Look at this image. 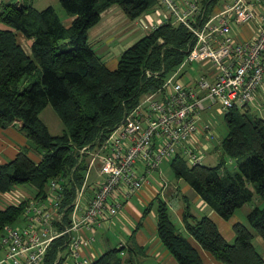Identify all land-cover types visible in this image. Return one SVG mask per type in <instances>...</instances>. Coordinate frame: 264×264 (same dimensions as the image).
<instances>
[{"label": "trees", "instance_id": "16d2710c", "mask_svg": "<svg viewBox=\"0 0 264 264\" xmlns=\"http://www.w3.org/2000/svg\"><path fill=\"white\" fill-rule=\"evenodd\" d=\"M59 3L74 18L69 27L53 6L39 11L21 1L0 0V127L17 125L42 150L39 162L20 152L0 163V194L28 183L36 189L35 198H42L53 179L64 178L65 204H70L76 189L85 183L92 159L88 152L105 146L116 127L143 99L163 91L196 39L184 24H161L125 50L117 67L111 70L89 43V30L112 6L120 7L128 19L135 20L161 5L159 0ZM216 3L217 0H202L201 14L192 22L194 27L202 24L201 18L211 17ZM18 33L27 41L30 55L19 43ZM34 77L36 81L19 89L23 80ZM48 105L65 125L61 135H52L39 117ZM244 108L235 106L225 113L227 135L216 148L221 154L215 166L204 165L203 161L195 166L188 164L183 157L185 143L180 153L167 161L173 175L184 180L223 219H230L256 197L263 207H255L248 214L250 229L241 223L233 226L235 241L229 244L211 218H198L191 211L187 196H180L184 233L172 221L167 200L156 197L143 217L156 203L158 238L178 264H205L202 252L223 264H264L253 243L254 233L264 242V120ZM84 148L88 151L81 153ZM108 150L109 147L105 152ZM226 157L235 164L234 172L226 168ZM26 204L0 209V235L5 226L16 225L22 219ZM68 240L61 237L52 243L45 264H56ZM123 251L124 247L110 248L91 264H135L132 253L136 250L129 251L125 260Z\"/></svg>", "mask_w": 264, "mask_h": 264}, {"label": "built area", "instance_id": "2783aa9c", "mask_svg": "<svg viewBox=\"0 0 264 264\" xmlns=\"http://www.w3.org/2000/svg\"><path fill=\"white\" fill-rule=\"evenodd\" d=\"M262 1L234 0L201 28L192 29L196 43L183 64L166 81L163 91L143 99L126 121L116 127L105 146L92 154L85 183L76 189L73 201L65 204V179H53L44 197L27 202L22 217L26 227H4L0 235V252H4V258L0 264H45L50 246L61 237L69 239L65 250L58 254L61 264H91L82 255L93 247L97 229H108L109 222L125 204L149 183V174L191 141L199 132L203 112L217 103L225 113L235 106H244L262 85L264 16L256 11ZM159 2L171 15L166 23L188 25L201 12L199 0H186L185 7L177 0ZM257 19L259 28L255 40L236 41L233 25ZM203 62H210L216 68L214 78L201 75L191 85L178 79L186 65ZM201 127L204 132L211 129L208 123H202ZM108 147L110 150L105 152ZM191 149L185 153L195 166L202 159L194 147ZM86 151L84 148L81 153ZM142 166L144 171L140 170ZM94 168L102 181L89 196L87 180ZM123 247L121 243L119 248Z\"/></svg>", "mask_w": 264, "mask_h": 264}, {"label": "rangeland", "instance_id": "374dc122", "mask_svg": "<svg viewBox=\"0 0 264 264\" xmlns=\"http://www.w3.org/2000/svg\"><path fill=\"white\" fill-rule=\"evenodd\" d=\"M15 1H21L26 5H32L31 0H15ZM48 4V5H47ZM55 4L54 8L61 18L62 22L67 24V19L68 15L65 12V10L61 7L60 3H51L49 0H38L34 2L33 8L36 10H43L47 8L49 5ZM163 5H158L156 6L153 11L159 10V11H165ZM149 12L143 14L147 15ZM152 13V11H150ZM194 20V19H193ZM202 24L200 26H195L192 24V21L190 24L186 25L185 23H178V24H184L190 32L194 35L193 31H195L198 28H201L208 19L201 18ZM177 24V22H176ZM160 25L154 27L155 29L158 28ZM192 29H194L192 31ZM195 37V36H194ZM18 41L21 45H23L24 49L26 50L27 53L30 55V49L27 41L24 39L22 34L18 33L17 34ZM196 39V37H195ZM191 67L194 68V71L192 74L198 75L200 71H198V67L196 64L193 65H186L183 69H190ZM195 76V77H196ZM37 80V77H34L33 79H25L23 80L20 85L19 89L23 90L26 88L30 83L34 82ZM225 111L221 108L220 104L214 105L210 109H206L203 112L202 120L199 123V144L198 145H192L190 142H186L185 146L187 147L188 150H193L191 147H194L196 150V153L199 154L200 158L202 159L204 165L207 166H215L218 161H219V156L221 152L216 150V148L220 145L221 141L226 137L227 135V127H226V121L224 119ZM39 117L41 121L48 127L50 133L54 136L61 135L64 131H66L65 125L63 122L60 120L58 115L55 113L51 105H48L41 113L39 114ZM202 123H208L211 127L210 130L208 131H203L201 124ZM195 137V135L192 136V138ZM0 142L5 145L6 149L8 150V154H0V162H8L12 160L17 153H25L27 156H29L33 161L39 162L42 158V150L38 148L31 140H29L25 134L18 128L17 125L10 126L7 128H2L0 127ZM12 153V156L9 157ZM94 153V152H93ZM88 155L89 158L92 157V154ZM183 157L185 158V161L188 164L190 163V158L187 153L183 154ZM226 168L230 172H234L235 169V164L230 161L226 157ZM96 170L95 168L92 170V172L89 174L88 180L90 181V184L94 180H96ZM151 178L155 179L156 182L160 181V185L163 186L164 184H170L171 185H176L178 188L180 187V193L181 196L185 195L188 197V203L191 208V211L196 214L198 218L202 217L203 215H207L209 218H211L216 225L218 226L221 234L225 238V240L229 244H233L235 241V234L233 230V226L237 223L244 224L250 229V225L247 221V216L248 214L255 208V207H263V203L256 197L251 203L245 205L241 209H238L234 215L226 220L221 218L217 213L213 212L211 210L210 213H205L203 210L200 208V206L196 203V198L198 197L195 192L190 188V186L184 181V180H178L175 175H173L172 170H171V165L169 161H164L160 168L158 170H155L151 174ZM142 191V190H141ZM140 191V192H141ZM90 192V188H88L87 193ZM145 190L143 189V193ZM157 197L166 200L163 195H159V193H156ZM36 196V189L26 183L22 185H18L11 192L6 193V194H0V209H5L6 207L10 205H19L20 203L23 202H28L30 200L35 199ZM149 198L151 201L149 202L147 199ZM198 199V198H197ZM152 202V197L150 195L146 196H134L130 200V208L129 206L124 207L121 212L113 219L111 222L110 228L108 229L109 231L105 233L103 230H97L96 232V243L94 244L93 247L98 250V253H94V248L93 249H86L83 252L82 257H87L91 261L95 260L99 255V250L102 252L110 249V248H117L118 243L115 241V238H120L123 240H128L129 243L134 244V238L130 239V231L135 230V228L138 226L140 215L144 212V210L150 205ZM146 206V208H145ZM169 212H170V217L172 221L174 222L176 228L183 232V224L181 222V219L177 215V210L175 208L169 207ZM210 209V208H209ZM156 212H157V205L153 206L151 209V212L147 214V217L144 219V235L145 239H151L153 236L152 234H155L156 226H157V219H156ZM17 227H26V221L23 219H20V221L16 224ZM253 233L254 231L251 230ZM136 235L138 233L134 232ZM184 233V232H183ZM157 234V233H156ZM138 235H140L138 233ZM188 237V236H187ZM254 245H256V248L259 250V252H262L259 244L264 245L262 239L254 233ZM133 248V247H132ZM166 250V248H164ZM168 251V250H166ZM169 253V252H168ZM170 254V253H169ZM96 255V256H95ZM171 255V254H170ZM261 255L264 258V253L262 252ZM0 259L4 258V252H0ZM128 253L125 256H122V258L125 260L126 257H128ZM132 258L134 261H138L139 264H155V261L151 258L145 257L143 259V256L141 255H136L132 253ZM206 260L208 258L205 256ZM143 259V260H142ZM71 262V259H69Z\"/></svg>", "mask_w": 264, "mask_h": 264}, {"label": "crops", "instance_id": "0c3cea01", "mask_svg": "<svg viewBox=\"0 0 264 264\" xmlns=\"http://www.w3.org/2000/svg\"><path fill=\"white\" fill-rule=\"evenodd\" d=\"M1 1L7 3L10 0H1ZM31 1H32V5H34V2L38 0H31ZM49 1H51V3L59 2V0H49ZM199 1H200L199 7L201 10L202 0ZM233 1L234 0H217V3L214 5L212 9L213 12L211 17L217 13H220L221 11H224L233 3ZM177 2L182 7L186 6V0H177ZM54 5L55 4H51L49 6L54 7ZM164 10L165 11L163 12L159 10L156 11L152 10V13L149 12L147 15H141L139 18L135 20H130L125 16V14L123 13L120 7L112 6L101 14L100 22L89 30L88 32L89 43L91 44L97 57L100 58L101 61L109 69L114 70L117 67L121 54L125 50H127L128 48L133 46L136 42H138L140 39L145 37L149 33V31H152L154 27L166 23L171 19V15L167 12L166 8ZM256 11L259 16H264V1L257 4ZM197 16L200 15L197 14L196 17ZM73 20L74 18L69 16L68 19L66 20L67 24L65 23L63 24L66 27H69ZM258 28H259V20L257 19L253 22L246 24H239V25L234 24L232 28V33L235 37V40L238 42L241 43L253 42L257 36ZM196 65L198 67L197 70L200 71L197 76L192 74L194 68L191 67L190 69H185V70L183 69L180 72L178 79L186 85H191L201 75H208L214 78L217 74L216 68L210 62H203ZM244 106L246 107L244 108L246 111L264 120V81L262 85L253 94L251 101ZM197 135H199V132L195 135V137L191 139L190 143L192 145L199 144V138ZM8 150L9 149H6L5 145H3L0 142V154H8ZM8 156L11 157L12 153ZM140 170L144 171V167L142 166ZM151 174H149V183L143 187L145 192L143 193V189H142V191L137 193L135 196L142 195L147 197V195H150L152 197V200H154L157 197L156 193L158 192L160 196L163 195L166 198L169 207L173 206L175 210H177L178 217L182 219L183 200L180 197L181 196L180 187L178 188V186L174 184L171 185V183L164 184L163 186H161L160 181L156 182L155 179L151 178ZM101 181L102 178H100L97 173H96V180H94L92 184H90V181H88L90 185L89 196H92L94 194L95 190L97 189ZM197 198H196V203L200 206L203 212L210 213L211 209H209V207L206 206L205 203H203V201L199 197ZM148 201L150 202L151 200L149 199ZM126 206H129L130 208V201L127 204H125L124 207ZM143 215L144 212L142 213V215H140L139 219L141 221H139L138 226L134 230V232L138 231L140 235H138V233L136 235L133 231H130V236H129L130 239L134 238L133 239L134 244H132L133 248L131 247V243H129L127 239L123 240L120 238H115V241L118 243L117 247H119V245L122 243L124 246L123 252L125 253V255H127V253L129 254V251H132V249H135L136 251H133V253L134 252L140 253L142 256H144L143 259L145 257L151 258L155 261V264H178L176 260L162 246L158 238V235L156 234L157 226L155 230L156 233L152 234L153 235L151 236L152 238L143 240V238L145 237L143 231L144 229L143 221L147 217V216L143 217ZM112 221L109 222L110 225ZM110 225L108 226V229L110 228ZM108 229L103 231L107 233L109 231ZM254 246L256 247V245ZM259 247L261 251L264 253V245L259 244ZM93 248H94L93 252L95 254L98 253V250H96L95 247H92L91 249ZM257 251L259 252L258 249ZM100 252L102 253L101 250H99V253ZM262 252L259 253L261 254ZM202 255L205 260V264H223L218 261H215L206 252H202ZM205 256L208 258V260H206ZM134 262L135 264H139L138 261H134Z\"/></svg>", "mask_w": 264, "mask_h": 264}, {"label": "bare ground", "instance_id": "6f19581e", "mask_svg": "<svg viewBox=\"0 0 264 264\" xmlns=\"http://www.w3.org/2000/svg\"><path fill=\"white\" fill-rule=\"evenodd\" d=\"M56 262H58V263H59V262H60V260H59V259H56ZM58 263H57V264H58Z\"/></svg>", "mask_w": 264, "mask_h": 264}]
</instances>
